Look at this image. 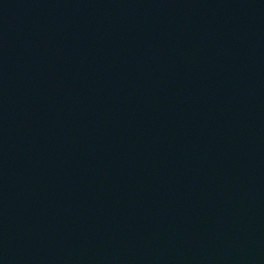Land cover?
Here are the masks:
<instances>
[{"label":"water","instance_id":"water-1","mask_svg":"<svg viewBox=\"0 0 264 264\" xmlns=\"http://www.w3.org/2000/svg\"><path fill=\"white\" fill-rule=\"evenodd\" d=\"M0 264H264V0H0Z\"/></svg>","mask_w":264,"mask_h":264}]
</instances>
